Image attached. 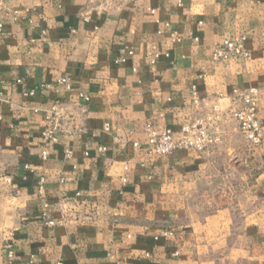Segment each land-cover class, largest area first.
Instances as JSON below:
<instances>
[{
    "label": "crops",
    "instance_id": "crops-1",
    "mask_svg": "<svg viewBox=\"0 0 264 264\" xmlns=\"http://www.w3.org/2000/svg\"><path fill=\"white\" fill-rule=\"evenodd\" d=\"M263 28L264 0L1 2L0 178L20 202L6 264H264ZM241 36L246 59L211 60ZM248 89L257 147L230 116ZM196 119L207 151L148 153V125Z\"/></svg>",
    "mask_w": 264,
    "mask_h": 264
},
{
    "label": "built area",
    "instance_id": "built-area-1",
    "mask_svg": "<svg viewBox=\"0 0 264 264\" xmlns=\"http://www.w3.org/2000/svg\"><path fill=\"white\" fill-rule=\"evenodd\" d=\"M6 0H0V3ZM262 35L264 36V28L262 29ZM172 37L174 41H178L177 34L173 33ZM244 36H241L234 40L224 41L222 44L215 46L212 51L211 60L213 62H225L235 58L246 59L248 57V51L245 48ZM133 56V51H125L121 49L118 56L113 60V64L123 65L126 63L129 57ZM161 55L159 53H153L150 55V64L154 65ZM165 57H168L165 54ZM56 86L45 84L40 88L44 90L57 89L56 87L60 85L69 86V81L67 79H59ZM36 90L29 92L33 95ZM234 95L239 99L238 106L230 111L231 118L235 121L237 129L242 136V138L251 146L257 147L262 142V130L261 124L257 117V105L256 96L257 91L255 89H248L244 92H233ZM79 98L85 102H89V97L87 95L80 94ZM50 122L54 124L55 117H50ZM147 133V147L148 153L155 156H168L175 151H193L195 153H203L209 149L211 145L216 142L211 133L208 131L207 125L199 120H192L190 122L184 123L180 126L177 131L164 130L161 133H156L154 129L148 125L146 127ZM45 138L50 140H55L54 127L45 131ZM137 146V144H134ZM101 153L104 149L100 150ZM48 226H53L54 223L48 221L46 223ZM170 233H163V235H169ZM12 250L8 251L7 258H12Z\"/></svg>",
    "mask_w": 264,
    "mask_h": 264
},
{
    "label": "rangeland",
    "instance_id": "rangeland-1",
    "mask_svg": "<svg viewBox=\"0 0 264 264\" xmlns=\"http://www.w3.org/2000/svg\"><path fill=\"white\" fill-rule=\"evenodd\" d=\"M20 210L14 190L11 187V180L0 178V264H6L7 254L11 250L9 233L14 227Z\"/></svg>",
    "mask_w": 264,
    "mask_h": 264
}]
</instances>
